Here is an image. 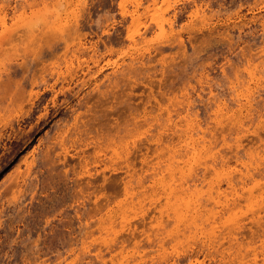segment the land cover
<instances>
[{"label":"rangeland","instance_id":"1","mask_svg":"<svg viewBox=\"0 0 264 264\" xmlns=\"http://www.w3.org/2000/svg\"><path fill=\"white\" fill-rule=\"evenodd\" d=\"M0 264H264V0H0Z\"/></svg>","mask_w":264,"mask_h":264},{"label":"bare ground","instance_id":"2","mask_svg":"<svg viewBox=\"0 0 264 264\" xmlns=\"http://www.w3.org/2000/svg\"><path fill=\"white\" fill-rule=\"evenodd\" d=\"M72 80V79H71ZM73 81V80H72ZM34 82V81H33ZM82 82V81H81ZM80 83V82H79ZM33 84V83H32ZM46 85V84H45ZM78 85V84H77ZM54 86H50V88H49V85L48 86H46L45 87V91H47V90H51V91H54L55 92V90H54ZM63 88V87H62ZM65 88V87H64ZM64 88H63V90H64ZM67 88V87H66ZM65 88V89H66ZM67 90V89H66ZM73 90V87L72 86H68V91H72ZM65 91V90H64ZM63 91V92H64ZM57 92V91H56ZM60 92H62V89H60ZM41 93L40 92H37L36 93V95H35V97H36V99H39L41 96ZM55 95V94H54ZM74 95L76 96L75 97V99L77 100V104L80 106V105H83L84 103H85V106L88 104V102H89V98H84V97H86V96H84V97H82V96H80V94H79V91H76L75 93H74ZM103 95V94H102ZM56 96H57V94H56ZM53 97V96H52ZM98 97V96H97ZM96 97V98H97ZM95 98V99H96ZM88 99V100H87ZM103 99L105 100V101H103ZM96 102L98 101V102H100L101 104H102V102H107L108 101V97L107 96H105V95H103L102 97H100V99H98V100H95ZM94 101V102H95ZM33 102H34V100H33ZM111 103V102H110ZM94 106H96V105H94ZM46 109V112H45V115H44V117L45 116H47L48 115V110H47V107L45 108ZM69 109H71V110H73V111H75L76 110V107H74V105L73 104H71L70 106H69ZM91 110V109H90ZM114 111V110H113ZM110 112V111H109ZM114 112H116V111H114ZM110 118V117H109ZM108 120V119H107ZM93 177V176H92ZM110 178V177H109ZM96 179V178H95ZM94 179V180H95ZM116 179V178H115ZM213 179V178H212ZM94 183L95 182H93V181H88V184H90V185H94ZM97 185V184H96ZM118 185H120V181H118V180H110V179H108L107 177H105V176H103V179H102V182L99 184V186H101L102 187V189L104 188V189H110V190H115L116 188H118ZM109 194H112V193H110L109 192ZM107 195V194H106ZM258 202V201H257ZM254 203V202H253ZM256 203V202H255ZM261 223V222H260ZM205 228V227H204ZM133 236V235H132Z\"/></svg>","mask_w":264,"mask_h":264}]
</instances>
